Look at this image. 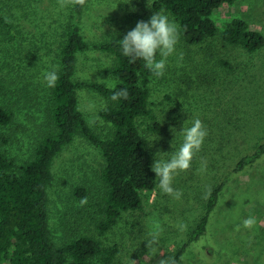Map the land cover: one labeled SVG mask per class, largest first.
<instances>
[{
    "label": "rangeland",
    "instance_id": "obj_1",
    "mask_svg": "<svg viewBox=\"0 0 264 264\" xmlns=\"http://www.w3.org/2000/svg\"><path fill=\"white\" fill-rule=\"evenodd\" d=\"M153 1L149 7L148 0H90L78 20L86 42L93 45L127 34L138 22L134 13L147 22L153 14L164 12L178 23L167 11H156ZM0 5L11 17L15 33L12 38L7 30V40H0V104L10 106L16 115L0 131V149L10 151L22 164L48 130L50 88L43 73L58 67L66 31L73 23L72 5L61 8L58 0H4ZM213 18L218 34L201 44H187L180 29L176 53L168 58L164 75L153 76L149 83L156 120L147 119L141 126L153 163L156 153L175 150L173 128L178 148L184 124L190 126L199 118L206 126L209 134L191 169L174 179L173 186L182 191V197L177 200L156 187L140 209L123 213L116 226L101 234L104 159L96 147L77 136L52 169L55 183L49 190V215L58 245L89 235L105 246L118 247L117 264H157L161 255L175 256L189 240L212 189L229 176L206 234L189 245L183 264H264V157L238 174L231 173L243 156L264 142V46L249 52L221 38L235 18L264 35V0L225 4ZM114 63L112 54L90 47L78 56L75 81L110 78L117 84L107 73ZM107 104L108 99L97 91L79 90V108L103 138L112 131L99 116ZM154 122L160 131L147 128ZM78 187L85 188L87 195H77ZM84 198L87 203L81 205ZM249 216L257 219L252 229L242 226ZM181 223L187 225L183 232L178 228ZM153 234H158L159 243L147 256L146 240Z\"/></svg>",
    "mask_w": 264,
    "mask_h": 264
},
{
    "label": "trees",
    "instance_id": "obj_2",
    "mask_svg": "<svg viewBox=\"0 0 264 264\" xmlns=\"http://www.w3.org/2000/svg\"><path fill=\"white\" fill-rule=\"evenodd\" d=\"M236 1L154 0L153 8L167 11L180 25L185 42L197 45L218 34L214 12ZM89 2L86 0L83 7L72 6L73 23L66 31L58 56L56 70L59 80L54 88H50L46 106L48 130L41 135L31 157L22 164H18L10 151L0 149V264H117L119 250L116 246H105L101 240L89 235L58 245L53 236L49 215V190L55 183L53 164L77 136L96 147L104 159L101 179L105 192L98 226L101 234L116 226L123 213L140 209L143 200H149L157 187L156 174L152 172L153 157L141 130L147 119L156 120L150 107L149 88L154 75L142 60L131 63L122 55L118 41L126 34L93 45L86 42L78 20ZM2 9L5 8L0 7V40H7L8 31L12 38L15 37L14 26L10 22L11 17ZM133 17L137 21L143 20L137 13ZM221 38L228 44L241 45L249 52L264 46V35L242 19L230 21ZM90 47L114 56V66L107 69V73L116 78V90H128L127 99L113 101V90L104 83L75 81L78 56ZM82 88L95 90L108 99L107 107L99 112V116L112 127L110 137L98 135L79 108V90ZM15 116L10 106L0 104V131L12 124ZM147 128L160 131L157 122ZM263 157L264 142L243 156L231 173L238 174ZM228 180L229 176H226L212 189L204 213L175 257L184 256L189 245L206 234L211 214ZM76 194L84 197L87 192L85 188L78 187Z\"/></svg>",
    "mask_w": 264,
    "mask_h": 264
},
{
    "label": "clouds",
    "instance_id": "obj_3",
    "mask_svg": "<svg viewBox=\"0 0 264 264\" xmlns=\"http://www.w3.org/2000/svg\"><path fill=\"white\" fill-rule=\"evenodd\" d=\"M148 3L149 7H151L150 0H148ZM58 4L61 8L69 5L83 7L86 4V0H58ZM179 40L180 25L170 19L168 14L158 12L153 14L147 22L144 20L138 21L135 28L130 30L118 43L121 47L122 55L129 58L131 63L142 60L144 66L155 77L159 78L166 71L168 58L176 53ZM157 56H159V59H157ZM43 78L48 88H54L59 80V75L57 70L53 68L50 71L44 72ZM98 82L105 83L108 88L113 90L111 96L113 101H118L121 98L127 99L129 96L126 88L116 90L117 85L110 78H98ZM172 131L176 140L177 131L175 128ZM208 134V130L202 120L196 118L192 120L190 126H185L184 124L182 131H179L182 142L178 148L174 140L172 142V147L175 149L173 152L165 153L161 151L155 154L152 172L156 174L157 187L161 192L177 200L182 197V191L173 186L174 179L180 172H187L191 169L192 162L202 150ZM164 154H170L169 158L164 159ZM204 198L206 199L207 195ZM86 203V198L81 200V205ZM256 224L257 219L254 216H249L242 221V226L246 229H252ZM178 228L183 232L186 230L187 225L181 223L178 225ZM158 243V234H153L150 239L146 240L148 248L147 256L153 253ZM161 256L162 258L157 264H183V256L179 258L175 256Z\"/></svg>",
    "mask_w": 264,
    "mask_h": 264
}]
</instances>
